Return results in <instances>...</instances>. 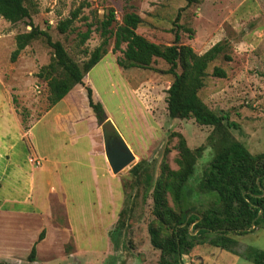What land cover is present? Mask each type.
Masks as SVG:
<instances>
[{"label":"rangeland","instance_id":"rangeland-1","mask_svg":"<svg viewBox=\"0 0 264 264\" xmlns=\"http://www.w3.org/2000/svg\"><path fill=\"white\" fill-rule=\"evenodd\" d=\"M83 1L89 5L82 10L87 23L100 18L109 8L115 12L118 23L123 14L134 13L143 21L136 33L162 47L173 43L174 31L178 33L179 43L189 46L198 55L217 43H223L224 51L210 65L200 97L213 112L228 119L226 122L235 123L236 127L228 129V132L251 155L264 153V0H199L192 6H186L183 0H32L29 21L46 30L53 41H59L79 64L86 60L82 50L90 52L99 44V34L94 31L85 44L78 47L76 32L61 35L55 26ZM177 16L178 20H175ZM29 21L11 25L0 18V81L12 91L13 84L25 88L17 105L19 110L27 111V124H33L48 106L46 87L36 81L35 74L40 66L48 63L51 52L41 41H35L20 53L14 63L9 61L14 37L29 31ZM74 28L79 32L85 31L84 21H76ZM112 47L113 38L106 48L108 54L92 70L91 82L99 94L98 101L113 116L114 128L110 126L123 141L126 140L124 143L127 142L134 156L133 164L117 174L122 178L124 197L119 212L122 210L123 213L120 222H116L107 235V241L102 234L103 210L95 209L89 214L87 225L80 218L76 239L82 249L74 250L73 244L69 243L65 252L75 257L64 258L57 264H158L160 252L152 247L148 234V226L154 219L152 200L142 188H129L135 178L130 171L141 164L144 174L151 176L154 183L162 162L169 169L176 170L175 134L185 139L190 150L202 148L185 188L187 205L196 209L193 214L200 215L215 201L213 195L198 191L203 174L215 154L209 143L213 129L199 126L192 119L169 118L165 93L172 76L166 74L168 66L164 62L155 60L146 70H121L114 62L121 58V54H112ZM121 47L123 49L124 45ZM224 57H229L230 61ZM214 66L224 69L226 78L210 76ZM106 73L113 80L117 78L119 88L122 86L120 89L129 93V100L125 94H120V90L118 100L113 97L109 81L105 82ZM30 82L31 85L27 86ZM104 125H99L103 127L102 133L108 130ZM99 145L104 151L103 140ZM168 202L172 206L169 197ZM193 227L194 224L190 225L188 230L195 235ZM226 236L236 242L231 251L205 243L194 246L188 255L182 256L183 263L252 264L244 255L251 248L264 251V220L245 235L228 233Z\"/></svg>","mask_w":264,"mask_h":264},{"label":"trees","instance_id":"trees-1","mask_svg":"<svg viewBox=\"0 0 264 264\" xmlns=\"http://www.w3.org/2000/svg\"><path fill=\"white\" fill-rule=\"evenodd\" d=\"M183 1L186 6L199 3V0ZM32 5V0H0V18L11 25L29 21ZM84 8H89L85 1L71 10L67 18L58 21L55 30L61 35L76 32L78 47L83 46L94 31L99 34L100 42L92 51L82 50L85 61L80 64L75 62L59 41H53L46 30H41L30 21L27 25L29 31L14 37V49L9 61L14 63L27 46L41 41L50 50L51 56L47 64L40 66L35 78L46 87L48 107L61 101L74 87H83L87 106L99 125L105 120L103 106L92 89L84 85L83 80L107 54L106 48L111 38V53L121 54L115 63L122 70H146L151 68L155 60L164 62L168 66L166 74L172 76L165 93L169 118L192 119L199 126L213 129L209 143L215 154L203 174L198 191L213 195L215 201L200 215L193 214L196 209L187 205L185 188L193 175L202 148L190 150L180 134L174 135L177 138V169L171 170L162 162L159 176L153 183L151 176L144 174L140 164L130 171L135 178L129 188L140 187L144 193L150 194L154 219L148 226V234L152 247L160 252L158 264H184L182 256L188 255L194 246L205 243L231 251L236 242L226 236L228 233L245 235L251 227H256L264 220V153L251 155L228 132V129L236 127L235 123L226 122L228 119L213 112L200 97L210 65L223 53L224 44L217 43L198 55L189 46L180 44L178 33L174 31L173 43L162 47L136 33L143 22L138 15L125 13L118 23L115 12L109 8L105 9L100 18L87 23V17L82 16ZM78 20L84 21L85 31L75 30L74 23ZM175 20H178V16ZM224 59L230 61L229 57ZM211 70L210 76L226 78L224 69L214 66ZM13 105L24 125L27 111L19 110L14 98ZM104 126L113 137H117L110 125ZM168 197L172 206L169 205ZM122 213L121 210L117 222H120ZM192 224V232L196 230L195 235L188 230ZM43 237L44 232L39 235L37 242ZM34 257L35 246L27 261L33 262ZM244 257L252 264H264V251L251 248Z\"/></svg>","mask_w":264,"mask_h":264},{"label":"crops","instance_id":"crops-1","mask_svg":"<svg viewBox=\"0 0 264 264\" xmlns=\"http://www.w3.org/2000/svg\"><path fill=\"white\" fill-rule=\"evenodd\" d=\"M103 58L83 80L96 98L91 72ZM108 75L105 82L109 81L113 97L118 100L120 90L129 100L117 78ZM11 87L14 91L0 81V264H57L75 257L65 252L69 243L74 250L82 249L76 239L79 219L87 225L86 217L95 209L103 210L102 234L107 241L123 202L122 178L107 164L99 145L102 131L83 97V87H74L57 104L47 106L33 124H27L26 116L24 125L13 98L18 104L25 88ZM102 106L104 121L113 126L112 114ZM42 232L44 237L37 242ZM33 246L34 261L28 262Z\"/></svg>","mask_w":264,"mask_h":264},{"label":"water","instance_id":"water-1","mask_svg":"<svg viewBox=\"0 0 264 264\" xmlns=\"http://www.w3.org/2000/svg\"><path fill=\"white\" fill-rule=\"evenodd\" d=\"M104 124L110 125V121L106 120L102 123V125ZM102 128L103 127H101V130ZM103 142L104 155L112 174L117 175L120 172L128 169V167L133 164V154L118 135L109 143H106L105 141Z\"/></svg>","mask_w":264,"mask_h":264},{"label":"flooded vegetation","instance_id":"flooded-vegetation-1","mask_svg":"<svg viewBox=\"0 0 264 264\" xmlns=\"http://www.w3.org/2000/svg\"><path fill=\"white\" fill-rule=\"evenodd\" d=\"M102 138L103 141H105L106 143H109L110 141H112L115 137H113V135L110 134V132L108 130H104V132L102 133ZM251 229V228H250Z\"/></svg>","mask_w":264,"mask_h":264},{"label":"built area","instance_id":"built-area-1","mask_svg":"<svg viewBox=\"0 0 264 264\" xmlns=\"http://www.w3.org/2000/svg\"><path fill=\"white\" fill-rule=\"evenodd\" d=\"M29 162H30V163H33V164H35V165L39 164V162H38L37 160H32V159H30Z\"/></svg>","mask_w":264,"mask_h":264}]
</instances>
